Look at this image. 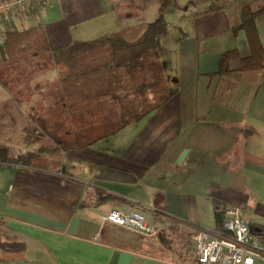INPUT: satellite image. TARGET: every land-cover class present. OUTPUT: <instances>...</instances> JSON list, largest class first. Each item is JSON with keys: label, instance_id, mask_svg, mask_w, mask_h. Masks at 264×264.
<instances>
[{"label": "crops", "instance_id": "0c3cea01", "mask_svg": "<svg viewBox=\"0 0 264 264\" xmlns=\"http://www.w3.org/2000/svg\"><path fill=\"white\" fill-rule=\"evenodd\" d=\"M159 5V0H48L7 23L22 32L40 22L54 51L151 23ZM203 13L193 14L195 24L186 20V33L174 38L167 70L165 36L161 40L163 75L175 91L161 107L89 148L63 153L58 170L0 164V264H197L191 237L197 228L219 232L214 202L245 212L261 241L264 175L242 163L264 162V69L255 83L244 81L238 61L229 63L228 76L218 75L223 53L235 50L247 58L250 51L244 33L230 31L237 13ZM255 27L264 49V16ZM39 61L40 56L0 62V103L17 102L31 121L59 98L57 68L29 71ZM24 137L20 132L4 146L15 154L51 146L36 132L25 148ZM112 209L143 214L157 235L104 222Z\"/></svg>", "mask_w": 264, "mask_h": 264}, {"label": "trees", "instance_id": "16d2710c", "mask_svg": "<svg viewBox=\"0 0 264 264\" xmlns=\"http://www.w3.org/2000/svg\"><path fill=\"white\" fill-rule=\"evenodd\" d=\"M176 2L161 0L157 17L151 23H141L88 42H74L54 51L46 45L40 22L22 32L4 23L0 62L49 54L53 66L59 70V98L36 121L28 120L15 101L0 103V164L58 170L63 153L89 148L115 135L174 96L175 91L168 88L162 71L161 40L167 30L164 13ZM220 10L237 13L230 31L232 35L244 33L250 55L240 58L235 50L223 53L218 61V75L228 76L229 63L238 61V72L244 81L255 83L264 69V49L255 27V20L264 16V0L231 3L216 0L205 13ZM20 132L25 135V148H29L26 142L30 146L34 143L32 136L36 132L49 140L51 146L15 154L4 144ZM242 166L264 175L262 161L249 158ZM213 210L217 230L221 231L224 209L214 202Z\"/></svg>", "mask_w": 264, "mask_h": 264}, {"label": "built area", "instance_id": "2783aa9c", "mask_svg": "<svg viewBox=\"0 0 264 264\" xmlns=\"http://www.w3.org/2000/svg\"><path fill=\"white\" fill-rule=\"evenodd\" d=\"M47 2L48 0H0V23L19 18L33 6L41 7ZM104 222L146 237L157 235V228L139 212L123 213L112 209ZM191 240L197 264H264V236L261 241L254 237L237 207L224 209L221 231L197 228Z\"/></svg>", "mask_w": 264, "mask_h": 264}, {"label": "rangeland", "instance_id": "374dc122", "mask_svg": "<svg viewBox=\"0 0 264 264\" xmlns=\"http://www.w3.org/2000/svg\"><path fill=\"white\" fill-rule=\"evenodd\" d=\"M160 1L161 0H159V3H160ZM209 2H210V0L209 1L208 0H196V4L193 5V4H187V3L183 4V3H181V1L177 0L176 5L172 6V8L177 6L175 9H173L172 11L170 10L171 8L166 9V11L164 13V18H165V21L167 24V30H166L165 37L162 40V46H163V50H164L163 65H164L165 70H167L166 66H170L172 64V56L170 57V55H171L172 51L174 50V47L176 46V45H174L175 44L174 38L178 35L180 37V33H186L184 28H183V26L186 27V24H187L186 20H189L190 23L195 24L194 22L196 21V18H195L196 16H193V14L204 12L203 14L205 15V11L209 6ZM178 17H183L184 20L179 19ZM230 21L232 22V25H233V23L236 22V21L231 20V19H230ZM122 26H124V25H122ZM120 28H122V27H120ZM202 43H204V41H202ZM49 65L53 66L50 55L47 54V55H41L40 61L38 63L30 64V67H28V68H29L30 72H34L37 67L41 68V67H45V66H49ZM169 69L170 68H168V70ZM30 85H32V84L30 83ZM49 89L53 90L56 88L53 84H49ZM241 216H242L243 220L246 222V224H249V222L251 221L250 217H248V215H246L245 212H242ZM262 224H264V223H262ZM128 232H131V231H128ZM132 233H135V232H132Z\"/></svg>", "mask_w": 264, "mask_h": 264}, {"label": "water", "instance_id": "95a60500", "mask_svg": "<svg viewBox=\"0 0 264 264\" xmlns=\"http://www.w3.org/2000/svg\"><path fill=\"white\" fill-rule=\"evenodd\" d=\"M184 156H185V153H183L182 156L180 157L179 163L182 161V159L184 158Z\"/></svg>", "mask_w": 264, "mask_h": 264}]
</instances>
